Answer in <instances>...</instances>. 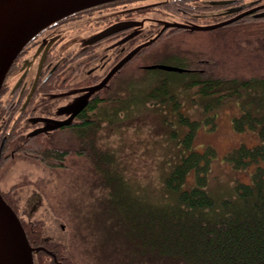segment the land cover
Here are the masks:
<instances>
[{
  "label": "rangeland",
  "instance_id": "374dc122",
  "mask_svg": "<svg viewBox=\"0 0 264 264\" xmlns=\"http://www.w3.org/2000/svg\"><path fill=\"white\" fill-rule=\"evenodd\" d=\"M203 62L210 70L213 63L220 78L249 81L246 92L264 94L260 86L264 83V21L254 19L248 25L215 32L180 30L126 66L113 79L118 100L101 107L111 110L115 123L98 128V145L113 156L110 168L100 175L95 174L92 161L77 155H70L59 167L45 164L36 155L11 159L1 166L0 190L12 206L28 213V199L34 191L43 199L36 216L45 221L27 222L26 228L55 235L65 244L73 264H127L131 255L124 213L131 208L130 200L142 207L147 202L159 206L165 196L170 201L166 178L191 150L214 151L207 190L217 202L234 198L235 184L249 182L255 166L236 169L228 155L243 145L260 143L256 131L240 132L234 127L245 97L226 99L206 123L205 99L196 88L183 87L182 73L149 69L166 65L189 70L186 64ZM119 98L125 100L124 106ZM186 120L200 122L189 148L183 144L189 132ZM52 144L65 142L58 136ZM194 185L192 172L183 189Z\"/></svg>",
  "mask_w": 264,
  "mask_h": 264
},
{
  "label": "flooded vegetation",
  "instance_id": "af4514ba",
  "mask_svg": "<svg viewBox=\"0 0 264 264\" xmlns=\"http://www.w3.org/2000/svg\"><path fill=\"white\" fill-rule=\"evenodd\" d=\"M170 1L176 2L128 0L112 9L89 8L57 21L34 36L12 63L0 90V163L5 159V165L19 157L34 159V150L49 147L50 141L58 136L62 139L72 135L81 137L83 124H93L94 120H100L99 124L115 123L111 114L105 116L99 112L106 102L115 99L113 79L152 46L176 33L175 24L193 23L191 18L200 15L201 10L218 8L214 11L217 22L251 11L225 27L237 26L247 18L264 21V16L255 17L264 15V0H192L194 6L203 7L192 13L178 8L175 12L163 10L161 7ZM132 23L136 25L130 26ZM168 25L171 26L153 44L141 49L100 91L93 93L70 123L50 129L55 125L53 121L69 120L73 114L70 107L78 104L91 87L102 82L132 50L150 41ZM28 201L31 205L28 213H22L8 202L25 230L27 222L41 224L45 221L36 216L43 203L41 195L34 191ZM32 232V241L39 244H30L33 248H43L40 251L46 254L45 264H73L65 244L55 235H45L38 228H33Z\"/></svg>",
  "mask_w": 264,
  "mask_h": 264
},
{
  "label": "trees",
  "instance_id": "16d2710c",
  "mask_svg": "<svg viewBox=\"0 0 264 264\" xmlns=\"http://www.w3.org/2000/svg\"><path fill=\"white\" fill-rule=\"evenodd\" d=\"M126 1L111 2L92 9H112ZM161 8L172 12L178 8L192 13L203 7L194 6L192 0H176ZM215 9L218 8L201 10L200 15L191 19L198 24L214 22L217 17ZM253 20L247 18L238 24L248 25ZM198 64L196 67L194 64L191 67L186 64L184 68L189 71L182 73L184 76L181 82L185 89L196 88L205 99L203 122L208 123L213 118L211 114L226 99L245 97L240 105L244 108L243 112L234 119V127L240 132L246 129L256 131L260 143L254 147L243 145L235 149L228 155V161L236 169L254 165L255 170L249 182L239 181L235 184L234 198L217 202L207 190L214 151L210 149L200 153L191 150L166 178L167 192L172 196L170 201L165 196L159 206L147 202L142 207L138 201L134 203V199L130 200L131 208L124 213L128 222L131 255L127 264H264V94L246 92L245 89L250 86L249 81L220 78L218 70L212 69L213 63L211 70L204 62L200 66ZM260 83L264 89V83ZM119 99V104L126 103L124 99ZM115 108L117 112L119 108ZM110 111L107 108L99 112L100 115H107ZM186 121L189 132L183 144L189 148L200 122ZM99 122L94 120L93 124H83L81 137L72 135L63 139V146L52 144L34 150L36 159L49 166L59 167L64 165L70 155H77L92 161L95 174L107 171L113 156L97 143ZM4 161H1L0 167ZM192 172L196 185L183 189ZM113 187L119 186L116 184ZM26 233L32 245L39 244V241H32L34 233L29 228ZM44 257L46 254L42 251L34 254L35 263L45 264Z\"/></svg>",
  "mask_w": 264,
  "mask_h": 264
},
{
  "label": "water",
  "instance_id": "95a60500",
  "mask_svg": "<svg viewBox=\"0 0 264 264\" xmlns=\"http://www.w3.org/2000/svg\"><path fill=\"white\" fill-rule=\"evenodd\" d=\"M113 1L117 0H0V90L18 54L40 31L76 12ZM250 12L247 11L226 21L210 25L179 23L173 27L175 28L174 31L178 29L191 32L213 31L240 20ZM263 16L258 15L255 17L261 18ZM135 25L134 23L130 24V26ZM170 26L164 27L157 36L125 56L102 82L91 87L78 104L70 107L73 114L69 120L63 122L53 121L55 125L51 126L50 129L54 130L70 123L72 118L87 105L93 93L100 91L123 65L132 60L141 49L153 44L163 31ZM151 68L179 73L187 71L183 68L166 65H157L149 69ZM42 249L41 247L33 248L31 246L19 216L12 206L7 203L0 191V264H35L34 253Z\"/></svg>",
  "mask_w": 264,
  "mask_h": 264
}]
</instances>
